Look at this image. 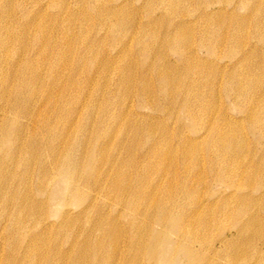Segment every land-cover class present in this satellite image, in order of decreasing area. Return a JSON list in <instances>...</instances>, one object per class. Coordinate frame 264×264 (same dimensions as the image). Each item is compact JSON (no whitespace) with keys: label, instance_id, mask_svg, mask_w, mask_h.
Returning <instances> with one entry per match:
<instances>
[{"label":"bare ground","instance_id":"obj_1","mask_svg":"<svg viewBox=\"0 0 264 264\" xmlns=\"http://www.w3.org/2000/svg\"><path fill=\"white\" fill-rule=\"evenodd\" d=\"M26 1L28 0H0V47L5 48L8 40L9 43L17 42L24 50L23 56L16 62L9 63V70L0 60V264H143L139 257L143 253L151 262L154 261V264H175V254L178 250L183 251L192 260L191 262H199L197 259L194 261L196 250L191 244L195 239H202L201 233L192 230L190 225H186L185 220L174 218L171 212L159 217L162 226L158 233L153 228L143 233L144 224L138 219L129 222L130 247L126 250L125 246L120 244L125 229L119 226V222L111 220L109 211L105 212L107 214L97 211L98 205L95 204L97 195L101 194V198L111 197L117 204L128 207H135L137 201L147 204L153 202L157 192H153V198L147 200L148 194L138 193L136 189L143 177L149 176L148 179H153L151 172L155 164L153 166L150 156L159 148L161 152L166 153L167 141H187L185 142L187 145L182 147V156L185 167L192 165L189 170H197L200 167L199 163L196 166L192 164L193 158L199 153L197 143L200 141H211L212 148H207L210 154L216 150L230 158L228 162H218L216 159L215 165L214 158L211 157L210 162L211 168L217 169L223 175V184L234 189V194L229 199L223 200L224 194L217 196L220 200L216 203L217 208L222 209L219 216H228L229 210L240 207L233 215L238 225L231 238L224 235L217 239L218 246L214 242L209 246L207 253L217 255L227 248L239 252L247 250L251 246L248 244L256 236L254 228L261 224V220L259 213L246 215V208L241 206L251 205L253 200L264 199V151H259L251 143L258 144L259 141L264 145V100L263 94L257 92V89L255 92L247 87L243 78L246 74L242 73V69L245 63L249 70L253 69L250 63L254 52L261 51L264 55L262 42L261 46H255L251 50L232 48L231 52L237 50L235 54L240 56L235 60L234 55L230 56V61L228 60L222 68L211 61L212 57L202 58L198 49L187 50L188 43H191L198 34L203 35L201 47L203 45L206 48L210 47L209 50L214 57L216 46L226 41L218 30H213V26L217 23L215 17L220 12L219 8L216 10L212 6L219 2L199 0L195 6L197 20L194 26L182 19L171 21L161 18L168 22L169 26L164 37L160 39L162 43L159 46H164L171 53V58H168L162 49L159 50V46L149 49L147 41L140 39L139 44L141 43L140 47L144 54L157 53L155 61L143 63L141 74L138 76L133 74L134 70L131 74L127 72L126 66L130 63L120 68L118 92L114 95L104 93V102L100 103L101 109L99 106L94 107L89 104L92 101L93 91L88 90V86L93 78L90 76L80 86L76 76V80H73L71 85H67L64 81V69L75 68L79 72L82 68L107 66L121 55V50H125L121 52L122 54H132L133 49L129 50L132 45L127 46L125 35L122 33L124 29L135 27L133 22L124 20L125 14L122 9L129 0H119L111 6L103 4V0H77V5L81 4L78 9L71 11L69 6L63 8L62 12L52 15L47 12V7L38 4L40 0L37 2L33 0L35 7L31 6L32 8L27 6L29 1L27 4ZM149 1L151 3V0ZM159 1L162 4L169 3L173 7L185 2L184 0L176 5L178 0ZM61 2L63 4V1ZM203 2L208 5L201 6ZM53 3L51 2L52 5ZM87 7H91L94 11L90 13L91 15ZM183 8L182 14L187 10V6ZM78 10L80 13L84 11L87 15L73 18L68 14ZM233 13L235 15V12ZM233 13L230 16H233ZM257 13L258 11H254L253 15ZM111 17H116L118 20L114 23L113 30L106 31L105 36L110 35L113 39L112 46L114 44L116 46L112 51L107 50L101 58L100 49L105 45L101 41L105 36L95 46V42H98L96 38L100 34L95 36V39H89L85 35H88L86 32L91 29L92 21L98 23L92 28L95 30L98 25L101 26V23H109ZM75 24L76 28L79 26L80 40L77 43L85 46L81 51H79L80 47L75 48L72 43ZM142 24L141 22L139 26ZM199 24L201 27L198 30L191 29ZM32 27L36 31L34 30L30 37L31 32L28 33V30ZM54 31H57L56 34ZM144 32L145 36L146 34L150 36V40L157 42L159 38L157 31ZM234 37L235 35L230 40ZM31 49L33 52L30 51ZM223 75L227 77L224 85L226 95L229 99H235V110L241 112L243 119L230 116V110L225 111L224 116L221 117L211 114L208 95L217 99L219 90L224 86L219 90L215 87ZM48 77H52L53 87L46 84ZM75 86L83 89L78 88L76 91ZM207 87H209L208 94ZM38 95H43L51 105L52 110L48 113H34L36 107L34 99ZM101 97L102 93L96 91L95 100H100ZM244 98L248 99L252 109L243 110L239 100ZM67 105L74 106L73 112H79L78 106L81 108L86 106L89 117L100 109L104 116L103 126L108 122L112 123L114 130L119 126L117 130L120 134L117 140L120 137L124 141L144 139L151 141L154 150L148 151L151 147L147 149L143 155L146 156L143 164L135 159L130 162L121 161L119 168L115 170L110 168L105 171V168L88 167L87 160H94L99 154L81 153L76 142L85 141V138L91 135L88 125L83 124V128L74 131L77 116H72V112L67 124L59 129L60 127L56 126L58 121L51 117L66 110ZM137 106L147 107L150 113L140 114ZM164 111H167V116L158 122L157 118H161V115L155 113ZM245 119L249 120L251 130L259 131L256 139L250 140L246 137L247 127L241 124ZM38 126L40 129L36 130ZM105 131L98 134L97 138L100 139ZM104 136L109 138V141H115L117 135L110 137L105 133ZM24 141L32 143L26 144ZM47 141H75L76 146L73 143L69 145L66 142L48 143ZM247 141H250L249 144ZM82 145L83 143L81 147ZM127 149L133 151V144ZM250 153H253L251 166L247 170H241L240 174L235 173L233 169L237 164L236 160L241 158L240 160L245 161ZM234 162L236 164L232 165ZM136 166L138 172L134 179L132 175L136 172ZM87 168L90 176L86 175ZM156 168L161 171L164 166L158 164ZM143 182L147 187L159 186L154 181ZM248 187L251 188L249 193H246L247 196L235 197L243 189H249ZM85 188L97 192V195L84 196ZM126 195L133 198L127 200ZM236 198L241 200L240 205L236 204L229 208L231 202L237 200ZM211 200L198 201V208L190 214V217L204 210L211 204ZM222 200L223 204L218 206ZM95 213L97 216L91 228H84L79 233L73 231L77 222ZM243 216H246L244 221ZM174 231L176 240H171V233ZM141 233L146 236L145 245L138 242ZM231 241L240 242L233 245ZM119 255L127 257V262L120 261ZM206 258L204 256L200 264H205ZM213 262L211 261L210 264Z\"/></svg>","mask_w":264,"mask_h":264},{"label":"rangeland","instance_id":"obj_2","mask_svg":"<svg viewBox=\"0 0 264 264\" xmlns=\"http://www.w3.org/2000/svg\"><path fill=\"white\" fill-rule=\"evenodd\" d=\"M32 5H30L29 3ZM26 1V4L29 8H32L35 4L34 1L37 2V0H28ZM44 1V2H43ZM63 1V4L62 2ZM119 0H103V4L106 6H111L115 4ZM168 1L169 0H163ZM184 0H181L176 3V5L182 3ZM35 2V3H36ZM53 3V5L51 4ZM59 2V3H58ZM65 2V3H64ZM67 2V3H66ZM199 2V0H185L184 3L180 4L178 7H173L169 3L162 4L159 0H151V3L149 0H129L128 3H125V7L122 9L124 10V20L131 21L135 24L134 28H128L123 30V35H125V39L128 43L127 46L132 45L129 50H132V54H122L125 50H121L120 56L110 62L107 66H96L90 69L82 68L78 72L75 68L72 69H64V75H65V84L71 85L73 80H76L77 76V82L80 84H83L86 79H89L91 76L93 78L92 82L89 83L88 90H92V101L89 102L94 107H100L102 109V105L100 104L103 101L104 93H108L110 95H114L118 92V83L120 78V68H123L125 65H127V72L129 74L132 73V70H134L133 74H141V66L146 61L153 62L156 59L157 53H151L144 54L141 50L139 41L140 39H145L147 41V44L150 48H154V46H161L162 40L161 38L164 37L167 29H168V22L164 21L161 18H166L171 21H178V20H185L188 21V23H192L191 25L194 26L197 20V15L195 11V6ZM216 2H219L217 4H214L212 6L213 9L219 8V14L215 19L217 20V23L215 26H213L214 31H219L221 33V37L225 38L224 43L218 44L216 56H212V52L209 50L208 46L207 48L202 44V34H198L191 43H188V49H198L199 55H201L202 58H211V61L217 63L221 68L225 63L230 61V56L234 55V60L236 58H239L240 54H235L238 49L243 50H251L255 46H261L263 44L264 46V0H216ZM42 3V4H41ZM38 4L40 6L46 8L47 12L52 15L56 13L62 12L65 8L71 6V11L74 9H78L81 4H78L77 0H40L38 1ZM50 4V5H49ZM60 4V5H59ZM148 4V5H147ZM58 7L59 9H56ZM65 5V6H64ZM206 6L208 3H202L201 6ZM32 6V7H31ZM53 6V7H52ZM187 6V10L184 11V14H182V11L184 10L183 7ZM35 7V6H34ZM152 7V8H151ZM54 8V9H53ZM64 8V9H63ZM188 8H190V11H188ZM56 10V11H53ZM62 10V11H61ZM88 13L92 14L94 11L92 8H88ZM121 10V11H122ZM60 11V12H59ZM254 11H258L257 15H253ZM199 12V11H197ZM235 12V15L234 13ZM73 13V14H71ZM68 13L73 16V18H78L79 16H84L86 13L83 11L80 13V11L71 12ZM233 13V16H230V14ZM67 14V16H68ZM90 14V15H91ZM87 15V14H86ZM249 15H252L250 17ZM62 17V16H61ZM70 17V16H68ZM136 17V18H135ZM248 17V20H246ZM123 18V17H122ZM121 18V19H122ZM251 18V19H250ZM95 21H97L96 18H93ZM112 20V21H111ZM118 18L111 17L109 20V23L102 24L101 26L98 25L97 29L93 30V26L97 25L96 22H91L90 26L91 29H89L88 32H86L89 39H95V36L97 37L98 34L100 36L96 38L98 42H95V46L99 44L100 39L106 35V31L113 30L114 23ZM155 21L153 23L149 21ZM143 23L142 26H139L140 23ZM150 24H149V23ZM110 23H113L112 25ZM139 23V24H138ZM201 23V22H200ZM63 25V24H62ZM107 26L106 28L104 26ZM109 25V26H108ZM111 26V27H110ZM138 26V27H137ZM53 27V26H52ZM103 27V28H102ZM200 24L196 25L195 28L191 27V29H195L194 31L198 30L200 28ZM16 28V27H15ZM105 28V29H104ZM137 28V29H136ZM34 27H32L30 30H28L29 36L31 37L34 31ZM56 30V29H54ZM133 30V31H132ZM145 30L157 31L159 38L156 43L153 42V40H150V36L146 34L145 36ZM18 31V29H17ZM30 31V32H29ZM75 33L72 36V43L74 44V47H80L81 51L85 46L80 45L77 43L80 40L79 36V26L76 28L75 24ZM136 31V32H135ZM4 32V31H3ZM57 31H54V34H56ZM133 35V36H132ZM235 35L233 40H230ZM5 36V35H4ZM205 36V34H204ZM135 37V38H134ZM145 37V38H144ZM132 39V40H131ZM150 40V41H149ZM197 40V41H196ZM201 41V42H200ZM8 44H6L5 48L0 47V60H2L4 67L9 70V63L16 62L19 57L24 55L23 48L21 49L20 45L17 42H10L7 40ZM101 42H104L105 45L100 49L101 58L105 55L107 50H111L115 48L116 44H113V39L110 35L105 36V38L102 39ZM262 42V44H261ZM13 43V44H12ZM13 45V46H12ZM19 45V47H18ZM159 50L162 49L165 53V55L168 56V58H171V53L168 52V50L163 46L160 47ZM187 46V45H186ZM197 46H200V48H196ZM18 47V48H17ZM9 48L10 50L6 49ZM237 49L235 52H231V49ZM4 50V51H2ZM12 50V51H11ZM264 50V49H263ZM6 51V52H5ZM8 51V52H7ZM33 52V50H30ZM157 52V50H155ZM162 51V53H163ZM195 51V50H194ZM5 52V56L4 53ZM14 52V53H13ZM19 52V54H18ZM238 52V51H237ZM8 53V54H7ZM13 54V55H12ZM16 54V55H15ZM23 54V55H22ZM263 52L258 51L254 52L252 56H254L251 59V65L253 66L252 70L248 69V66L246 63L243 66L242 73H245L246 76H244V80L246 82V85L250 90H253L256 92H259L260 94H263V100H264V55H262ZM11 55V56H8ZM119 55V54H118ZM15 56V57H14ZM18 56V57H17ZM13 57V58H11ZM175 58V55H173ZM7 58V59H6ZM10 58V59H9ZM173 58V59H174ZM233 58V57H232ZM7 60V61H6ZM73 63V62H72ZM255 64V65H254ZM6 65V66H5ZM3 67V66H2ZM11 70V69H10ZM62 70V67H61ZM90 70V71H89ZM91 72V73H90ZM220 79V78H219ZM221 81V82H220ZM227 77L221 76V79L218 81V85L215 87L217 90L221 86L226 85ZM220 83V84H219ZM47 85L53 87V79L52 77H48V81L46 82ZM78 86V85H77ZM75 86L76 91L79 87ZM93 89H92V88ZM86 88V86H85ZM84 88V89H85ZM83 88H79V90H82ZM100 91L102 93V97L100 100H95L96 91ZM209 87H207L206 91L208 94ZM90 92V91H89ZM78 93H76L77 95ZM209 103L211 104L210 110L211 114H214L216 117L224 116L225 111L230 110L229 115L232 116L235 119H243V115L239 110H235L234 102L235 99H229V96L226 95L225 86L222 90H219V94H217V99L215 97H211L208 95ZM34 102H36V107L34 110V113L37 114V112L48 113L49 110H52L50 107L51 105L48 103V101L43 97V95H38ZM104 102V101H103ZM239 103L243 110L252 109L250 103L248 102V99L244 98L243 100H239ZM39 106V107H38ZM145 106V105H142ZM238 106V105H237ZM240 107V106H238ZM240 107V108H241ZM66 110L60 111L58 114H53L51 117L53 120H57L58 123L56 126H59L61 129L64 124H67V121H69V115L73 112L74 106L67 105ZM241 108V109H242ZM79 112H73L72 116H77L76 125L73 129L76 131L77 129L83 128V124L88 125L89 130L91 131V135H89L87 138H85V141H76L78 144V147H80L81 153L85 155H91L93 153L99 154L98 157H96L94 160L88 159L86 162L88 164V167H95L97 169H104L106 170H115L119 168L121 161L124 162H130L132 160H135L139 163H145L146 159L143 156L147 149L150 148V150H154L153 144H151V141H124L119 138L117 140V137H119V132L116 127V130L112 128V123L108 122L105 126H103L102 119L104 118L102 112L100 109L97 110V113H92L91 117L88 115L87 107L84 106L81 108L78 106ZM137 111L142 115H147L150 113L149 109L147 107L145 108H138ZM167 111H164L163 113H155L161 115V118H157L158 122H161L163 120L164 116L166 115ZM247 117V116H246ZM244 116V118H246ZM108 118V116H107ZM102 121V122H101ZM243 127H247V134L246 137L248 139H256L255 137H258L257 130L253 131L251 130V127L249 126V120H243L242 123ZM120 125V122H119ZM55 126V127H56ZM107 128L109 130H107ZM40 129V126L36 128V130ZM104 130L105 133H108V135L116 136L115 141H109V138H105L104 134L101 135V138H97V135L102 133ZM83 137H81L82 139ZM56 140H61L57 139ZM26 144H31V141H24ZM49 142H66L69 145L72 143L74 146H76L75 141H47ZM168 146L166 148V153L161 152L160 148L155 151L154 154H152L150 157H152L153 166L154 169L151 172L153 179H148L145 176L141 179V183L139 184V187H137L136 191L139 193H147V200L149 198H153V192H157L156 199H153V202L147 204L142 202H136L135 207H128L126 205H120L117 204L113 198L111 197H102L101 195H97V192L90 190L88 188L84 189V196H91L93 194L97 195L96 197V205H98L97 211H103L104 214H107L105 212L109 211L108 214H111L110 218L111 220L119 222V226L123 227L125 229V233L122 236L120 240V244L125 246V249L128 250L130 247L129 239L131 237L130 235V225L129 222L134 221V219L140 220L142 224H144V230L143 233L147 229H155V231L158 233L161 229V224L159 221V217H163L167 213L171 212L176 219H180L183 221L185 220L186 225H190L192 230H197L201 233L202 239H195L193 240V243L191 246H194L196 252L194 254V258L199 262H191L192 260L189 259L183 251L178 250L175 254L176 263L175 264H200L201 260L204 256H206L207 262L205 264H210L211 261H214L213 264H264V199L262 200H253V202L250 204H245L248 206H241L246 208L245 214L247 213L249 215H253L255 213H259V218L261 220L260 225H256L254 228V232H256V236L253 237L252 242H250L248 245H251L247 250L245 251H235L231 248H227L223 250L222 252L215 254H208L207 250L209 249V246L215 242L216 246H218V243L216 242L217 239L221 238L224 235H228V237H232V235L235 234V227H237L238 221L234 218V213L236 210H239V208H234L236 204L240 205V199L236 198L237 200L234 202H231V205L229 208L233 207L234 210H229L228 216H219L221 214L222 209L217 208L216 203L220 201L217 199V196L220 194H224V199H229L234 191V189L227 187L223 183V175L218 172V170L211 168V157L215 160L218 159V162L223 161H229L230 158L226 157L224 153H219L216 150H213L210 154V151L207 150V148H212L213 144L211 141H203L200 143H197V147L199 150V153L196 154V156L192 160L193 166H196L197 163H199L200 167L197 170H189L192 165L189 167H185L183 162L185 161L182 156V147L187 145V141H167ZM250 141H247L249 144ZM251 142L253 145H255L259 151L262 150V147L264 146L259 141ZM83 143L82 147L81 144ZM133 144V151L128 152L126 150L127 147H131ZM73 146V145H72ZM252 146V147H255ZM158 147H159V141H158ZM75 149V148H74ZM130 151V152H129ZM238 158V156H237ZM236 158V159H237ZM241 158H238L237 164L234 162L232 165L236 164L233 171L235 173L240 174L241 170H247L251 165L250 162L253 161V153H250L247 155L246 160H240ZM160 164L161 166H164L163 170H158L156 166ZM217 163H215L216 165ZM151 166V165H150ZM149 166V167H150ZM241 166V167H239ZM136 172L133 176L135 179L137 177L138 167L136 166ZM192 171V172H191ZM192 173L190 176L189 174ZM81 175V174H80ZM86 175L90 176V172L88 168L86 169ZM78 179V178H77ZM143 181H154L156 185L159 186H151L147 187L146 183ZM249 189H243V191L238 192V194L235 197L244 198L247 196L246 193H249ZM133 196L126 195L127 200H131ZM212 199L211 204L207 205L206 208L202 211H200L196 216L190 217V214L198 208V201ZM220 202V205L223 204L224 201ZM246 203V201L244 202ZM216 206V207H215ZM147 207V208H146ZM97 213L91 214L90 217L82 218L79 222H77V225L75 224L73 231L76 233L82 232L84 228H91L93 220L96 219ZM246 216L242 217V220L244 221ZM145 219V220H143ZM90 222V223H88ZM108 222V221H107ZM146 222V224H145ZM90 225V226H89ZM141 233L140 235V242L142 245H145L146 243V236ZM233 233V234H232ZM171 240H176V232L174 231L171 233ZM175 235V236H174ZM199 240V241H198ZM202 241V242H200ZM233 245H237L238 242L231 241ZM199 244V245H198ZM203 247V248H202ZM201 251H198L200 250ZM124 249V251H125ZM140 261L143 262V264H154L151 262L147 256L143 253L139 256ZM118 259L120 261L127 262V257H123L122 255H119ZM130 263V262H129Z\"/></svg>","mask_w":264,"mask_h":264}]
</instances>
